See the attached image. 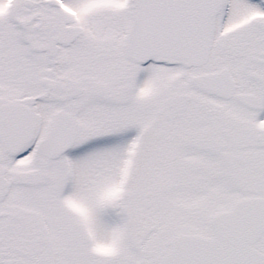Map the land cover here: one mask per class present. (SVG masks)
<instances>
[{
	"label": "snow or ice",
	"instance_id": "1",
	"mask_svg": "<svg viewBox=\"0 0 264 264\" xmlns=\"http://www.w3.org/2000/svg\"><path fill=\"white\" fill-rule=\"evenodd\" d=\"M0 264H264V0H0Z\"/></svg>",
	"mask_w": 264,
	"mask_h": 264
}]
</instances>
